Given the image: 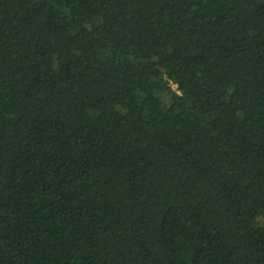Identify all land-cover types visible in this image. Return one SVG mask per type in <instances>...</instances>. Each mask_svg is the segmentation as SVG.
Returning <instances> with one entry per match:
<instances>
[{"label": "trees", "instance_id": "obj_1", "mask_svg": "<svg viewBox=\"0 0 264 264\" xmlns=\"http://www.w3.org/2000/svg\"><path fill=\"white\" fill-rule=\"evenodd\" d=\"M259 219L264 0H0V264H264Z\"/></svg>", "mask_w": 264, "mask_h": 264}, {"label": "rangeland", "instance_id": "obj_2", "mask_svg": "<svg viewBox=\"0 0 264 264\" xmlns=\"http://www.w3.org/2000/svg\"><path fill=\"white\" fill-rule=\"evenodd\" d=\"M165 97H164V95H163V99H164ZM259 223L260 224H262V225H264V219H259Z\"/></svg>", "mask_w": 264, "mask_h": 264}]
</instances>
